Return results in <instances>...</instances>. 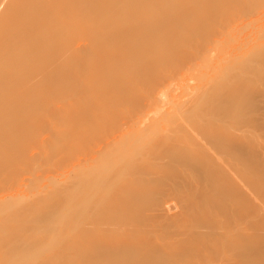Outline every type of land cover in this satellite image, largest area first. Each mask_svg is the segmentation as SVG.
<instances>
[{"label":"bare ground","instance_id":"1","mask_svg":"<svg viewBox=\"0 0 264 264\" xmlns=\"http://www.w3.org/2000/svg\"><path fill=\"white\" fill-rule=\"evenodd\" d=\"M235 1L240 8L248 0ZM235 1L0 0L1 191L28 159L65 163L49 173L47 190L31 188L43 190L32 195L36 206L0 196L1 247L50 246L34 264H264V103L245 102L264 99V87L253 85L261 75L264 86V45L250 59L237 54L239 62L237 51L224 52L233 65L217 49L229 70L223 64L211 76L220 63L196 42L213 65L195 63L211 70L200 85L193 62L195 78L177 82L180 93L193 90L186 95H172L175 79L162 74L184 40L179 55L201 52L189 41L205 23L220 25L229 11L231 18ZM135 92L144 97L128 105ZM121 107L125 117L114 115ZM39 206L48 214L44 237L43 222L28 216ZM16 257L4 253L0 264Z\"/></svg>","mask_w":264,"mask_h":264},{"label":"rangeland","instance_id":"2","mask_svg":"<svg viewBox=\"0 0 264 264\" xmlns=\"http://www.w3.org/2000/svg\"><path fill=\"white\" fill-rule=\"evenodd\" d=\"M233 1H235V0H233ZM237 1H240V0H237ZM242 1V0H241ZM245 1V0H244ZM244 1H242V2H244ZM247 1V0H246ZM236 2V1H235ZM233 3V8L235 7V5L234 4H236L237 3V5L238 6H236V7H238V8H234V9H236V10H234L233 8V13H231L230 14V16H231V18L230 17H228L229 16V12L227 13L226 12V16H227V14H228V16H227V18H228V21L226 20V24L225 23H222L221 24V22H222V20H224L225 19V17L226 16H224V14H223V17H224V19H220V17L219 18H217V20H219L220 19V22H219V24L220 25H218L217 24V26H216V24L215 25H213V23L211 22V24H212V26H213V28H212V26H211V24L209 23V27L207 28V26H206V24H208V23H205V25L204 26H206V28H207V30H209V28H210V26H211V28L214 30H217V31H213L212 30V32L213 33H210L209 31L207 32V33H209L208 35H205V37H204V35L203 34H207L206 33V31L204 30V26H201L203 23L200 21V20H198V19H196V20H198L197 22H196V20H195V22H196V24L198 25V23H199V25L202 27V29H201V27L199 28L202 32L204 31L205 33H199V32H197L199 29H198V27H199V25H198V27H196L197 29V31H196V33H199V35L198 34H196V39H199V40H194V42L192 41V40H190L189 42L191 43H195L196 44V46H195V44L194 45H192V46H194L195 48H198V45L199 46H201V48L202 47H206L207 49H208V51H210L211 49H213V51H214V49H215V51L218 49H220L219 50V52L222 50L223 51V54H221V56L222 57H220L219 55H217V53H219V52H215L214 54H213V51H212V53H209L210 55H208L209 57H210V60H212L211 62L213 63V62H215L216 61V59H218L217 60V62H216V64H218V61H219V58H217V56H219L220 57V59L222 60V59H225L223 62H227V61H230V62H228L227 64H231V65H233V64H236L237 62H234L235 60L237 61L238 60V62H239V60H241L242 59V57L243 58H246V56H247V59H250L249 57V55L250 54H252L254 51H257V49H261L260 47H262L263 45H264V0H248L247 1V3L246 4H244L243 5V3H242V5H241V7L239 8V4H240V2L238 3V2H236V3ZM228 3V2H227ZM203 8H205V7H203ZM208 10V9H207ZM206 10V11H207ZM231 10V9H230ZM203 11L205 12V9H203ZM235 12V13H234ZM220 16H222V15H220ZM230 20V21H229ZM202 23H200V22ZM192 22H194V21H192ZM214 22V21H213ZM224 22V21H223ZM230 22V24H228ZM214 23H216V22H214ZM218 23V22H217ZM195 24V23H194ZM193 24V25H194ZM197 25H195V26H197ZM188 26V25H187ZM186 25L185 26H183L182 28H184V29H186L185 27H187ZM191 26V25H190ZM189 27V26H188ZM187 27V28H188ZM216 27V28H215ZM219 27V28H218ZM221 27V28H220ZM191 28H194V27H192L191 26ZM205 28V29H206ZM218 28V29H217ZM184 29H182V31L184 30ZM189 29H190V27L188 28V30L186 29L185 30V33L183 32L181 35H183L184 34V36H183V38H185L186 36V31H188L189 32ZM199 30V31H200ZM222 30V31H221ZM226 30V31H225ZM181 31V30H180ZM220 31V32H219ZM229 31H231V32H233L232 34H234L233 35V37L232 36H230V38L229 37H227L226 36V34L229 36ZM221 32H223V34H221ZM227 32V33H226ZM190 33V32H189ZM226 33V34H225ZM210 34H212V35H210ZM215 34H216V38L214 37L215 36ZM219 34V35H218ZM225 34V36H226V38H227V40H225L224 41V39H225V37H220V35H224ZM200 35H203L202 37L200 36ZM211 37H210V36ZM231 35V34H230ZM191 36V35H190ZM195 36V35H194ZM199 36V37H198ZM235 36V37H234ZM201 37V38H200ZM219 37H220V39H219ZM179 39H180V36L178 37ZM188 40H189V37H188V33H187V37H186ZM203 38V39H202ZM204 38H206V39H204ZM230 40H229V39ZM234 38H236V39H234ZM182 39V38H181ZM217 39H219L218 41L220 42L219 44H218V46H217V43H215L216 41H217ZM222 39H223V42H222ZM206 40V41H205ZM212 40H214V43L212 42ZM216 40V41H215ZM221 40V41H220ZM232 40V41H231ZM175 41V43H173ZM178 40H173V42H172V44H174V45H176V44H179V43H181L180 41H178L179 43H176ZM182 41V40H181ZM185 41V40H184ZM183 41V42H184ZM227 41H229V42H227ZM182 42V45L184 44ZM198 43V45H197V43ZM204 42V43H203ZM225 42V43H224ZM213 43V44H212ZM231 43V45L229 46V44ZM190 45L189 43H185V45ZM204 44L206 45V46H204ZM182 45H181V48L179 47V49H177V48H173V49H176L175 51L174 50H172V51H174V52H172L171 51V53H174V54H172L171 56H169L170 57V60H167V55L165 56L166 58V60L167 61H169L168 63L169 64H174V61L177 63V65H179V68H178V66H176L175 68L173 67V65L171 66H169L170 68H169V70L167 71V68L164 70V71H166V72H164V73H162L163 75H165V77H168L169 78V76L171 77V79H169L170 80V82H171V80H174L175 79V81L174 82H171V84L173 83H175V85H173L172 84V86L168 83V78H166L168 81H167V83L168 84H166L167 86L168 85H170V87H173V86H175L173 89H170L169 88V90H173V94L172 95H176V94H182V92L180 93L179 91V89H177V82L179 83V84H181V83H183V82H186L188 79H189V81H190V79H194L193 78V75H195V73H193L192 74V72L193 71H190L191 70V68H192V64H193V62H194V65L193 66H201V64H202V66H205V65H207V64H211V63H208V61H210L209 59L208 60H206V57H207V54H206V56H205V54L203 53V49H205V48H203V49H200V47L198 48V51H201V50H203V51H201V52H196V53H194L195 51H193V53H192V51L189 53H187V51L186 52H184L185 54H188V55H185V54H183V52L181 53V55H179L177 52H181L182 50ZM224 45V46H223ZM239 45H240V47H239ZM242 45V46H241ZM249 45V46H248ZM227 46V51L228 52H226V50H225V47ZM230 48H229V47ZM243 46H245V47H243ZM193 47V48H194ZM208 47H210V48H208ZM236 47V48H235ZM244 49H243V48ZM248 47V48H247ZM264 47V46H263ZM262 47V48H263ZM234 48V49H233ZM238 48V49H237ZM240 48H242V49H240ZM247 48V50H245ZM253 48H255V49H253ZM207 49H205L206 51H207ZM210 49V50H209ZM224 49V50H223ZM229 49V50H228ZM237 49V50H236ZM241 51H240V50ZM253 49V50H252ZM192 50H194V49H192ZM237 51V52H235V51ZM238 50L240 51V52H238ZM251 50V51H250ZM210 51V52H211ZM260 51V50H259ZM224 52L225 53H231V52H235L234 54H233V56H232V58H234L235 56H236V58L237 59H232V58H230V56L228 57L227 56V58H228V60L226 59V57H224V56H226L225 54H224ZM261 52V51H260ZM263 52H264V50H263ZM222 53V52H221ZM242 53H244L245 55H243ZM258 53V52H257ZM176 54L177 55H179V56H177L176 57ZM191 54H195L194 56L192 55L191 56ZM216 54V55H215ZM220 54V53H219ZM236 54V55H235ZM237 54H238V56L239 55H241L242 57H240V59H238L239 57L237 56ZM247 54V55H246ZM168 55H170V52H168ZM182 55H185V56H189L190 55V57H185V56H182ZM197 55V56H196ZM227 55H229V54H227ZM235 55V56H234ZM254 55V54H253ZM257 55V54H256ZM177 58V61L176 60H174V58L175 57ZM180 56L182 57V58H180ZM216 56V57H215ZM249 56V57H248ZM168 57V58H169ZM172 57H174L173 59H171ZM179 57V58H178ZM185 57V58H184ZM205 57V58H204ZM224 57V58H223ZM252 57V56H251ZM184 58V59H183ZM196 58V59H195ZM182 59V60H181ZM190 61H189V60ZM203 59V60H202ZM230 59H232V60H230ZM246 59V60H247ZM185 60V61H184ZM196 60V61H195ZM221 60L219 61V63H220V65L218 64V65H214V67H216L215 69V71H211V70H208V72L206 71V73H207V75H209V73H210V71H211V73L212 72H214V74L212 73V75L211 76H213V75H216L217 73H215L216 71L218 72V70H219V72L221 71V69H222V65L224 66V68L222 69V70H226L225 69V66H226V62L225 63H223V64H221ZM243 60V59H242ZM241 60V61H242ZM178 61H179V64H178ZM180 61L182 62V63H180ZM240 61V62H241ZM198 62L200 63V64H198ZM175 63V64H176ZM195 63H197L198 65H196ZM182 64V65H181ZM205 64V65H204ZM214 64V63H213ZM213 64H211V65H213ZM238 64V63H237ZM209 65H207V66H209ZM230 65V66H231ZM168 66V65H167ZM199 66L196 68L195 67V69H198V71H200V70H206L207 68V66H205L204 67V69H200L199 70ZM213 66H212V68H214ZM232 67V66H231ZM230 67V68H231ZM180 68H181V70H180ZM219 68V69H218ZM227 68V67H226ZM174 69V70H173ZM193 70H195L194 69V67L192 68ZM209 69H211V67L209 68ZM233 69H234V66H233ZM258 69V68H257ZM189 72H191V73H189V74H191L192 75V77L191 78H187L188 76L185 74V73H187L188 74V71ZM227 70H229V69H227ZM226 70V71H227ZM259 70V69H258ZM176 71V72H175ZM180 73V74H182V75H180L178 72ZM182 71V72H181ZM231 71V70H230ZM260 71H261V69H260ZM201 72V71H200ZM200 72H196V75L197 74H199L198 75V80L197 81H199L200 82V80H199V77H200V74H205L206 75V73H205V71H204V73H200ZM224 72V71H223ZM228 72V71H227ZM261 72H264V69L261 71ZM222 73V72H221ZM226 73V72H225ZM177 74H179V75H177ZM184 74H185V76H187L185 79L183 78V77H185L184 76ZM188 74V75H189ZM230 74V73H229ZM261 74V73H260ZM160 75H161V73H160ZM168 75V76H167ZM190 75V76H191ZM218 75H220V78L222 79L223 77H225L224 75H228V73L227 74H218ZM181 76H183L182 78H181ZM189 76V77H190ZM223 76V77H222ZM230 76H231V74H230ZM161 77H163V76H161ZM204 77V76H203ZM216 77V76H215ZM215 77H212V78H214L213 80H217V79H215ZM228 77V76H227ZM197 78V77H196ZM205 78H207V79H209V76L208 77H205ZM217 78V77H216ZM220 78H218V82H220ZM209 80H211V78L209 79ZM188 81V83H190ZM196 81V79L195 80H192V83H196L195 82ZM204 81L206 82L207 80H205L204 79ZM202 82V80H201V82H202V84L204 83V84H206L207 82L209 83V81H207L206 83L205 82ZM223 81H224V79H223ZM201 82L199 83L200 85H202L201 84ZM212 82H214L215 84H217L216 83V81H212L211 80V82L210 83H212ZM192 83H191V85L190 86H192ZM213 83V84H214ZM221 83V82H220ZM219 83V84H220ZM197 84V83H196ZM195 84V85H196ZM203 84V85H204ZM211 85V84H210ZM253 85L254 86H258V87H264L263 86V84H262V80H261V75H258L257 77H255L254 79H253ZM208 86H209V84H208ZM208 86H206V87H208ZM213 86V85H212ZM211 86V87H212ZM216 86V85H215ZM179 87V86H178ZM192 87H194V86H192ZM214 87V86H213ZM187 88V87H186ZM164 89H165V87H164ZM117 90V89H116ZM118 90H119V88H118ZM117 90V91H118ZM166 90V89H165ZM175 90H177V93H174V91ZM187 90V89H186ZM186 90H184V94H182V95H186L185 94V91ZM192 89H190L188 92L190 93V91H191ZM167 91H168V89H167ZM186 91V92H187ZM193 91V90H192ZM211 91V90H210ZM249 90L248 89H246V92H248ZM139 92V91H138ZM142 92H143V90H142ZM171 93H172V91H170ZM135 93H137V92H135ZM135 93H133V98L131 97L130 99H129V101L130 102H128V105L129 104H131V106H132V104H135L136 102H138V101H140V97L142 96V98L144 97L143 95H142V93L140 94V93H137V94H135ZM169 93V92H168ZM171 93H169V94H171ZM188 93V94H189ZM192 93V92H191ZM209 93V92H208ZM140 94V95H139ZM168 94V95H169ZM136 95V96H135ZM179 95V97H181ZM171 97V96H170ZM170 97H168L169 98V100L171 101V99H172V97H171V99H170ZM178 97V98H179ZM183 97H185V98H187V96H182L181 98H180V100H176V101H179V102H181L182 103V101L183 100H181V99H183ZM141 98V99H142ZM133 99V100H132ZM139 99V100H138ZM167 99V98H166ZM165 99V101L167 102V101H169V100H166ZM184 101H186V100H184ZM166 102H165V104H166ZM216 102H218V101H216ZM247 104H252V103H256V104H258V105H262L263 103H264V99L263 98H261V97H259V98H255V99H253V100H246L245 101ZM168 103V102H167ZM219 103V102H218ZM157 104V103H156ZM163 105V103L161 102L159 105H163V106H165V108H167L166 106L168 105V104H166V105ZM215 105L214 106H217L216 105V103H214ZM153 107L152 108H154L155 106L154 105H152ZM162 106V107H163ZM210 106V105H209ZM159 109H162L161 108V106L159 107V106H157ZM157 107H155L154 109H157ZM210 107H212V106H210ZM128 107H126V109H127ZM213 108V107H212ZM212 108H210L211 110H212ZM124 109H125V107L124 108H119V111H118V109L116 110V111H114L115 112V114L114 115H116V114H118V117H125V115H127L126 113H128V110H126L125 109V111H124ZM171 109V108H170ZM214 109V108H213ZM165 110V109H164ZM167 110V109H166ZM176 110H177V107H175L174 108V112L173 113H175L176 112ZM127 111V112H126ZM213 111H216L215 109L213 110ZM125 112V115L123 114ZM162 112H163V109H162ZM217 112V111H216ZM215 112V113H216ZM210 113H212V112H210ZM214 112H213V114H215ZM113 114V113H112ZM120 114L122 115V116H120ZM173 115V114H172ZM117 116V115H116ZM150 116H152V115H150ZM174 116V115H173ZM183 116H186V115H183ZM78 119V120H77ZM77 122H79L80 120H79V118L76 116V119H75ZM75 120H73V122L75 123L76 121ZM82 121V120H81ZM76 122V123H77ZM84 121H82L81 123H83ZM75 123V125H77ZM85 123H83V124H80V122H79V125H81V126H77V127H81L80 129H82V128H84L85 127V125H84ZM83 125H84V127H83ZM76 127V128H77ZM71 131V130H70ZM70 131L68 130V135L70 136ZM42 133L43 132H41L39 135H38V139H39V141L41 140V142L43 141V137H42ZM44 134V133H43ZM43 136H45L46 137V135H43ZM44 137V138H45ZM38 141V142H39ZM41 142H40V145H41ZM38 144V143H37ZM38 147H39V144L37 145ZM41 147H39V149H40ZM36 149V148H35ZM38 148L36 149V151H38L39 150ZM28 151H30V150H28ZM41 151V149L39 150V152ZM27 152V151H26ZM31 152H32V154H33V151L31 150ZM30 152V153H31ZM80 153V152H79ZM77 154L76 155V153H75V155H73L74 157L76 156H78L77 158L79 159V156H80V154ZM32 154H30L29 155V152H27V154L26 155H29V156H31ZM72 157V156H71ZM73 157V159L75 160V158ZM81 157V156H80ZM68 158H70V157H68ZM76 158V159H77ZM70 159H72V158H70ZM70 159H68V160H70ZM73 159H72V161H73ZM32 160H35V159H32ZM68 160H65V162H66V164H67V161ZM28 161H30L29 159H28ZM28 161L22 166V169L20 168L19 169V172H17V175H15V177H14V179L12 178V181H7L6 182V184L2 187L4 190H2L1 191V188H0V196L2 197V198H4L5 196H2V194H4V195H9V194H11V195H16V196H18V197H24L25 198V193H24V191H26L27 193H26V196H28L27 194L28 193H31V191H30V189L31 188H36V187H34V186H38V187H40V186H42L41 188L42 189H46L45 187H47L46 186V184L47 185H49L48 183H49V181H46V180H48L47 178H49L50 176H52L53 177V173L52 174H49V173H51L52 171L54 172V170H57V169H64V168H62V167H64L65 165V163L64 164H59V168H49L48 166H50L49 165V161H44V163H40L39 162V164L40 165H38L37 163H38V160H37V162H36V160L35 161H32L30 164H28ZM71 161V160H70ZM70 161H68V162H70ZM34 162V163H33ZM43 162V161H42ZM48 162V163H47ZM64 162V161H63ZM73 163V162H72ZM42 165V166H41ZM61 165H64V166H61ZM71 166H72V164H70ZM58 166V165H57ZM71 166H69V167H71ZM41 167V168H40ZM68 167V168H69ZM53 169V170H52ZM60 169V170H61ZM47 170V171H46ZM59 170H57V172H58ZM56 172V171H55ZM55 172H54V174H55ZM19 173V174H18ZM42 176L43 177V179H39V176ZM14 176V175H13ZM36 176L38 177V178H36ZM49 176V177H48ZM34 177V179L35 180H33L32 181V179L31 178H33ZM46 179V180H45ZM32 181V182H31ZM46 181V183H44ZM30 182H31V184H30ZM48 182V183H47ZM44 185H45V187H44ZM25 186V187H24ZM37 187V188H38ZM39 189V190H41V191H34L33 192V189H31L32 190V193H34V194H30L28 197L29 198H31V199H29V200H27V201H24V198L23 199H21V198H19V199H15V200H9L10 201V203L11 204H13V205H16V206H18V205H21V206H24V205H28V204H33L32 202L35 200V197L34 196H32V195H35V194H37L38 195V193L39 192H42L43 190L42 189ZM24 190V191H23ZM47 190V189H46ZM1 192H3V193H1ZM13 192V193H12ZM44 193V192H43ZM24 201V202H23ZM33 205H35V204H33ZM32 205V206H33ZM36 206V205H35ZM34 206V207H35ZM38 206V205H37ZM41 207L42 206H39L38 208H34L33 210H29V212H28V216H29V219H34V220H36L35 221V223L36 222H38V223H41V222H43V223H41L40 224V230L42 231V233H44V231H45V226L47 225V218L46 219H44L43 217H46V216H48V214L46 213V214H44L43 215V212H42V210H41ZM27 208H30V207H27ZM56 209H58V208H56ZM46 220V221H45ZM45 221V222H44ZM68 222H69V218H68ZM44 235H45V233L43 234V237H44ZM40 245H43V243L42 242H38V243H34L32 246H0V255H2V254H4V253H7L8 254V256H10L13 252H16L17 253V257L16 258H13V259H8V260H6L7 262H8V264H34V262L35 261H39V260H41L42 259V257H43V250L44 249H47L46 247H50V246H40ZM21 254H23V255H21Z\"/></svg>","mask_w":264,"mask_h":264}]
</instances>
